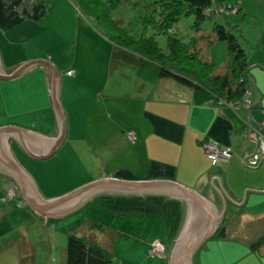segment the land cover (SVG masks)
<instances>
[{"label":"crops","instance_id":"0c3cea01","mask_svg":"<svg viewBox=\"0 0 264 264\" xmlns=\"http://www.w3.org/2000/svg\"><path fill=\"white\" fill-rule=\"evenodd\" d=\"M263 31L264 24L258 53L248 58L249 107L225 105L217 104L214 89L195 75L182 73L195 87L161 78L155 64L111 44L74 0H0L4 73L8 76L32 61L49 63L59 75L58 100L66 127L65 139L47 158L31 159L14 142L9 143L10 153L44 199L55 200L104 178L172 182L195 191L212 203L213 212L222 206V220L193 264H264V246L251 249L264 235V155L257 167L246 165L256 152V131L264 137ZM5 127L56 135L47 68L0 79V129ZM128 131L134 132L132 142ZM203 142L229 149L228 162L212 166ZM10 186L13 181L0 173V196ZM98 197L117 203L100 204L103 218L84 210L85 216L62 221L66 223L58 229L54 221ZM179 216L180 203L170 198L143 197L141 206L139 198L98 195L57 219L0 205V264H12V247L19 241L29 255L34 253L30 258L35 264L37 252L26 224L45 225L47 264H66V248L58 250L57 260L53 252L58 246L49 235L63 238L72 231L117 261L168 264ZM155 241L166 247L163 263L149 258Z\"/></svg>","mask_w":264,"mask_h":264},{"label":"water","instance_id":"95a60500","mask_svg":"<svg viewBox=\"0 0 264 264\" xmlns=\"http://www.w3.org/2000/svg\"><path fill=\"white\" fill-rule=\"evenodd\" d=\"M36 67L47 68L48 90L55 120L56 135L44 136L16 128L0 129V173L13 181L15 192L27 208L43 218L57 219L84 206L94 196L139 198H170L180 203V216L170 249L168 264H193V257L209 240L222 220V206L213 212V205L195 191L172 182H124L104 178L63 195L55 200L44 199L26 172L10 153L9 143L14 142L31 159L40 160L52 154L65 139V121L59 105V75L47 62L37 60L15 67L8 76L0 61V79L18 77ZM221 190L218 189V193ZM226 199L223 207H226ZM224 214V213H223Z\"/></svg>","mask_w":264,"mask_h":264},{"label":"trees","instance_id":"16d2710c","mask_svg":"<svg viewBox=\"0 0 264 264\" xmlns=\"http://www.w3.org/2000/svg\"><path fill=\"white\" fill-rule=\"evenodd\" d=\"M172 1L183 8L186 15L193 16L195 32L200 31V26L205 19L223 18L227 21V17L238 16L242 12V0ZM85 2L95 10L93 21L99 32L114 46L155 64L161 78L172 79L179 84L195 87L193 81L182 75V73H191L214 89L217 104L245 105L250 83L248 56L234 34L231 33L229 26L215 24L212 39L207 36L199 38L206 44L222 42L226 47V67L223 72L216 73L214 64L200 58L197 39L185 44L182 40L170 36L167 40L166 52H164L159 48L154 36L134 38L124 33L119 23H115L112 16L107 13L108 9L101 0H85ZM100 6L103 9L102 12L99 11ZM226 25L228 24L226 23ZM169 31L167 33H170ZM260 133L262 134V132ZM118 210L122 211V209ZM223 234L222 232L221 235ZM262 246H264V235L252 244L251 249L255 250ZM65 262L66 264H129L117 261L104 248L85 238L78 237L73 231L67 235Z\"/></svg>","mask_w":264,"mask_h":264},{"label":"rangeland","instance_id":"374dc122","mask_svg":"<svg viewBox=\"0 0 264 264\" xmlns=\"http://www.w3.org/2000/svg\"><path fill=\"white\" fill-rule=\"evenodd\" d=\"M74 2L87 18L94 19L95 10L88 5L85 0H74ZM101 2L106 6L108 9L106 10L107 13L112 16L115 23H119V26L124 33L129 34L134 38L154 36L153 38H155L159 48L164 52H166L167 40L170 36L182 40L185 44H189L193 39H197V46L200 48V58L206 62L214 64L216 73L223 72L226 67V47L222 42H213L209 45L206 44L204 40L199 39L200 36H207L212 39L214 36L213 27L215 24L225 27L229 26L231 33L234 34L242 49L246 52L248 58L251 57L253 59L258 53L256 44L261 36L262 25L264 24V0H242L241 15L229 16L226 18L227 21L223 18L212 20L205 19L198 32H195L193 29V16L190 14L186 15L184 9L172 0H101ZM102 10L103 9H101L100 6L99 11L102 12ZM226 23L228 25H226ZM168 30H170V33H167ZM262 34V41L264 43V31ZM68 187L69 186H66L65 189ZM45 196L48 197L47 195ZM119 198L112 199L116 200ZM148 199L149 198H146L144 201H147ZM109 202L110 200L108 198H95L84 209L71 216L65 217L64 219L54 221V223L57 225L58 229H60L61 225H63L62 223H66L62 221H72L73 218L80 219V217L85 216L84 210L87 214L90 212L95 218H97V216H99L98 218H103V216L100 215H103L102 213L105 210L99 209V206H101L100 204L110 207L117 203L109 204ZM108 211L115 214L111 210ZM107 215L106 223L109 224L111 221V215ZM26 225L29 227H27V229H29L31 245H33L37 252L35 264H47L45 256L49 253V243L48 248L46 249L44 247L47 238V235L45 234L46 228L42 227L45 225L42 224V226L40 225L36 227L33 225L31 226L30 224ZM49 236H52L50 238L53 244L58 246L54 250L53 256L59 260L60 251L58 250H60L62 245L63 248H66L67 236L65 234L62 238L60 233L51 234ZM23 245V241H19L18 246L15 248L12 247V264H31L30 257H33L34 253L29 255L28 250H23ZM149 258L157 259L163 263L160 258L150 256Z\"/></svg>","mask_w":264,"mask_h":264},{"label":"built area","instance_id":"2783aa9c","mask_svg":"<svg viewBox=\"0 0 264 264\" xmlns=\"http://www.w3.org/2000/svg\"><path fill=\"white\" fill-rule=\"evenodd\" d=\"M233 12L235 13V11ZM66 74L68 76H72L73 72L68 71ZM245 101L246 107H249L250 103L247 100ZM256 135V152L252 156V159L246 164L249 167H257L260 163L261 157L264 155V137L258 130L256 131ZM127 137L132 142L135 137L134 132L128 131ZM202 147L204 149L205 155L210 159L212 166H216L219 163H226L231 157L229 149L220 148L213 142H203ZM0 205H15L16 207H25L24 202L19 199V196L15 192V188L13 186H10L0 197ZM165 254L166 248L163 243L160 241H155L152 243L149 254L150 257L164 259Z\"/></svg>","mask_w":264,"mask_h":264}]
</instances>
